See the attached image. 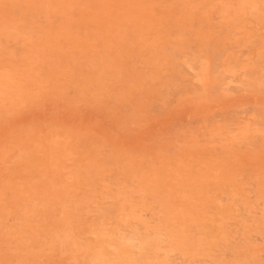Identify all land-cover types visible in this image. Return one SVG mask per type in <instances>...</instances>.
Masks as SVG:
<instances>
[{
  "label": "rangeland",
  "instance_id": "rangeland-1",
  "mask_svg": "<svg viewBox=\"0 0 264 264\" xmlns=\"http://www.w3.org/2000/svg\"><path fill=\"white\" fill-rule=\"evenodd\" d=\"M0 264H264V0H0Z\"/></svg>",
  "mask_w": 264,
  "mask_h": 264
}]
</instances>
